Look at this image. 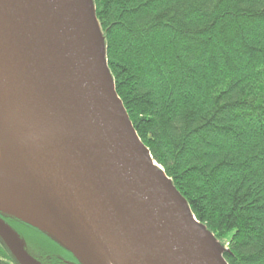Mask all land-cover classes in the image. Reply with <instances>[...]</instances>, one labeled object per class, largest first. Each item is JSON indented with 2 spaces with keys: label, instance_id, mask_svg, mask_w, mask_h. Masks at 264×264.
Masks as SVG:
<instances>
[{
  "label": "water",
  "instance_id": "1",
  "mask_svg": "<svg viewBox=\"0 0 264 264\" xmlns=\"http://www.w3.org/2000/svg\"><path fill=\"white\" fill-rule=\"evenodd\" d=\"M93 0H0V170L82 264H228L138 137L107 63ZM20 264H41L0 219Z\"/></svg>",
  "mask_w": 264,
  "mask_h": 264
},
{
  "label": "trees",
  "instance_id": "2",
  "mask_svg": "<svg viewBox=\"0 0 264 264\" xmlns=\"http://www.w3.org/2000/svg\"><path fill=\"white\" fill-rule=\"evenodd\" d=\"M94 1L116 92L152 158L229 264H264V0ZM0 215L30 250L82 264ZM0 264H17L1 240Z\"/></svg>",
  "mask_w": 264,
  "mask_h": 264
},
{
  "label": "bare ground",
  "instance_id": "3",
  "mask_svg": "<svg viewBox=\"0 0 264 264\" xmlns=\"http://www.w3.org/2000/svg\"><path fill=\"white\" fill-rule=\"evenodd\" d=\"M93 5H94V10H95V1L93 0ZM96 19L98 21V17L96 15ZM98 23L100 24V21H98ZM113 76V75H112ZM113 80H114V77H113ZM114 84H115V81H114ZM118 95V94H116ZM118 99L122 100L120 95H118ZM126 108V107H125ZM127 111V110H126ZM128 114V112H127ZM130 117V116H129ZM131 120V118H130ZM132 122V120H131ZM133 125V123H132ZM134 127V126H133ZM136 130V129H135ZM137 132V131H136ZM138 135V134H137ZM139 137V136H138ZM141 139V138H140ZM155 160V159H154ZM154 164L156 165V167L158 169L161 170V172L163 173V176L164 175H167L166 171L164 170V168H162L160 166V164H158V162H154ZM18 168L17 164H15L13 161H12V158L10 156V154H8L6 152V150L4 149V147H2L0 145V170L1 171H7V172H10V173H13L16 169ZM167 177L169 179H171L168 175ZM172 181V184H173V180L171 179ZM174 185V184H173ZM175 187V186H174ZM185 200V199H184ZM0 203L3 205V206H7L11 209H13L15 212L19 213L23 218H25L26 220H30L32 221L33 223L35 224H39L41 225L42 227L44 228H50L51 226L47 223V221L41 217L40 215H37L36 213H34L31 209V207H29L28 205L25 204V202L19 197L17 196L16 192L13 190V192L10 190V187L4 185V186H1L0 185ZM186 204L187 206L190 208L189 206V203L187 202L186 200ZM191 210V209H190ZM192 215L194 216V219L195 221L201 223V221L197 220L195 214L193 213V210H192ZM13 217V216H11ZM15 218V217H13ZM0 219L1 216H0ZM17 219V218H16ZM19 219V218H18ZM4 221V223L6 225H8V227H10V229H13V231L17 232L18 230L14 229L7 221H5L4 219H2ZM21 220V219H20ZM22 221V220H21ZM24 222V221H22ZM25 223V222H24ZM27 224V223H26ZM29 224V223H28ZM30 226H32L31 224H29ZM202 227L204 229V231H206V233H209L210 235H213V232L212 231H209L206 227V225L202 224ZM34 227V226H32ZM35 228V227H34ZM53 229V227H51ZM38 229V228H37ZM40 229V228H39ZM38 229V230H39ZM54 230V229H53ZM0 240L2 241V243L4 244V246L6 248H8V246H6L4 240H2V238L0 237ZM9 250V249H8ZM24 250L27 251L28 255H30L31 257L33 256L31 253H30V250L27 249V241H24ZM10 251V250H9ZM12 253V252H11ZM34 257V256H33ZM35 260H37L35 257H34ZM15 261L17 262V264H20L19 261L16 260L15 258ZM39 261V260H37ZM41 262V261H39ZM42 264V262H41ZM229 264V263H228Z\"/></svg>",
  "mask_w": 264,
  "mask_h": 264
},
{
  "label": "flooded vegetation",
  "instance_id": "4",
  "mask_svg": "<svg viewBox=\"0 0 264 264\" xmlns=\"http://www.w3.org/2000/svg\"><path fill=\"white\" fill-rule=\"evenodd\" d=\"M30 248L31 246L27 244V249L30 250ZM30 253L37 260L43 262L42 264H80L75 258L70 257L65 252L53 254L51 257L50 254H47L40 246L37 245L33 246V248L30 250Z\"/></svg>",
  "mask_w": 264,
  "mask_h": 264
}]
</instances>
